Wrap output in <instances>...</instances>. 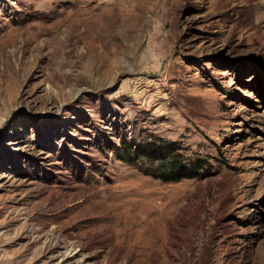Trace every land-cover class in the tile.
Returning <instances> with one entry per match:
<instances>
[{"label": "rangeland", "instance_id": "obj_1", "mask_svg": "<svg viewBox=\"0 0 264 264\" xmlns=\"http://www.w3.org/2000/svg\"><path fill=\"white\" fill-rule=\"evenodd\" d=\"M0 264H264V0H0Z\"/></svg>", "mask_w": 264, "mask_h": 264}, {"label": "trees", "instance_id": "obj_2", "mask_svg": "<svg viewBox=\"0 0 264 264\" xmlns=\"http://www.w3.org/2000/svg\"><path fill=\"white\" fill-rule=\"evenodd\" d=\"M117 150V155L121 160L132 164L138 163L145 173L164 181L196 175L197 171L204 163L201 159H185L186 161H184L181 155L173 153L174 149L171 147H167V155L164 157L161 155H154L149 148L140 150L135 154L126 143H123ZM185 166L192 169V173L182 172Z\"/></svg>", "mask_w": 264, "mask_h": 264}, {"label": "bare ground", "instance_id": "obj_3", "mask_svg": "<svg viewBox=\"0 0 264 264\" xmlns=\"http://www.w3.org/2000/svg\"><path fill=\"white\" fill-rule=\"evenodd\" d=\"M121 5V4H120ZM129 6V5H128ZM118 7V6H117ZM117 7H115V5H113V4H111V3H109L108 1L107 2H105V3H98V5H97V8H99V10L101 11L100 13H104V15H103V17H102V19H98V23H97V26L99 27V28H111L112 26H113V24L115 23V20H119V17H118V19H116V17H115V12L116 13H118V14H120V15H123V14H125L124 13V10L120 7V8H117ZM124 7H127V5H125ZM89 10H91V8L89 9ZM88 10V11H89ZM94 11V10H93ZM88 14V13H87ZM94 14H96V13H94ZM91 15V14H90ZM94 16V15H93ZM93 16H91L92 17V21H90V22H93L94 20H93ZM118 16V15H117ZM84 17H85V15H84ZM87 17V19H89L88 18V16H86ZM90 17V16H89ZM99 17V16H98ZM85 19V18H84ZM97 19V18H96ZM80 21V20H79ZM83 21V20H82ZM84 21H86V20H84ZM84 21H83V23H84ZM96 21V20H95ZM94 21V22H95ZM88 22V21H87ZM90 22H88V23H90ZM119 23V22H118ZM87 24V23H86ZM93 25H94V23H92ZM84 25V24H83ZM88 25V24H87ZM117 25V24H116ZM85 26V25H84ZM89 26V25H88ZM88 28V27H87ZM90 28H91V26H90ZM90 28H89V30H90ZM96 29V28H95ZM94 29V30H95ZM112 29H114L113 27H112ZM98 30V29H97ZM101 30V29H100ZM99 30V31H100ZM108 30H110V29H108ZM91 31V30H90ZM101 31H104V30H101ZM112 32V31H111ZM93 33V32H92ZM91 33V34H92ZM114 33V32H113ZM106 34V33H105ZM98 35H99V33H98ZM108 35V34H107ZM104 36H106V35H104ZM109 36H110V34H109ZM101 38H102V35H101ZM106 38V37H105ZM107 39V38H106ZM108 39H109V37H108Z\"/></svg>", "mask_w": 264, "mask_h": 264}]
</instances>
